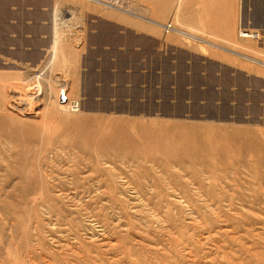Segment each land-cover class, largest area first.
<instances>
[{"label":"rangeland","instance_id":"rangeland-1","mask_svg":"<svg viewBox=\"0 0 264 264\" xmlns=\"http://www.w3.org/2000/svg\"><path fill=\"white\" fill-rule=\"evenodd\" d=\"M55 2L66 40L88 13H120L204 53L212 49L197 42L222 44L264 70V34L243 26L246 0ZM217 8L218 37L185 23L206 12L209 29ZM171 23L197 40L167 34ZM63 67L31 75L0 63V108L14 116L0 121V264H264L263 74L247 75L224 121H166L88 110L78 75ZM25 88L28 102L11 109ZM235 172L237 184H226Z\"/></svg>","mask_w":264,"mask_h":264},{"label":"crops","instance_id":"crops-1","mask_svg":"<svg viewBox=\"0 0 264 264\" xmlns=\"http://www.w3.org/2000/svg\"><path fill=\"white\" fill-rule=\"evenodd\" d=\"M246 1L244 28L264 34V0ZM208 16L196 12L185 23L218 37L221 11L211 14L212 25L204 29ZM58 21L55 0H0V63L20 65L31 75L50 62L60 69L67 65L70 75H78L80 97L90 111L166 121L205 114L224 121L233 92L249 86L247 75H264L247 63H258L255 58L245 56L242 63L222 44L197 42L212 49L204 53L163 35L153 23L120 13H88L86 27L73 28L72 40L64 38ZM79 32L84 38L76 43Z\"/></svg>","mask_w":264,"mask_h":264},{"label":"bare ground","instance_id":"bare-ground-1","mask_svg":"<svg viewBox=\"0 0 264 264\" xmlns=\"http://www.w3.org/2000/svg\"><path fill=\"white\" fill-rule=\"evenodd\" d=\"M126 13V12H125ZM137 18V17H136ZM150 23V22H149ZM155 25V24H154ZM178 33L179 35H182V36H187V34L186 33H184V32H182L180 29H178V30H176L175 31V33ZM192 37V36H191ZM192 39H193V37H192ZM195 39V38H194ZM197 40V39H196ZM210 45V44H209ZM247 59V58H246ZM248 60H250V59H248ZM254 61V60H253ZM263 66V65H262ZM8 79V78H7ZM3 87V86H2ZM19 93V96H14V97H12V95H11V97H12V99L9 101V100H6V101H9L10 102V107L13 105V106H15V104L18 102V103H25V102H28L27 100H26V97H27V89L25 88V90H22V91H20V92H18ZM27 93V94H26ZM15 95V94H14ZM37 95V94H36ZM10 97V98H11ZM14 99V100H13ZM15 101H17V102H15ZM5 103H7L8 104V102H5ZM1 104V103H0ZM6 107V106H5ZM9 107V105H8V108H10ZM5 109V108H4ZM3 108L1 109L0 108V110H4ZM7 109V108H6ZM11 109H12V107H11ZM5 111V112H4ZM2 113L0 112V121L2 120V121H6V122H8V121H11V119H13V117H11V115H10V113H12V112H9V113H7V111H8V109H7V111L6 110H4ZM12 115H14V114H12ZM19 120V119H18ZM19 123V122H18ZM34 123V122H33ZM21 125V124H20ZM31 173V172H30ZM27 174V173H26ZM29 174V173H28ZM232 176H230V174L228 175L227 174V176H226V178H225V180H226V184H229V182L231 181V182H233V183H235V184H237V182H238V178H236L235 176L237 175L236 174V172H235V174H231ZM27 177H29V176H27ZM257 177V176H256ZM31 180V179H30ZM256 180H257V178H256ZM258 181V180H257ZM222 184V183H221ZM230 191V190H229ZM262 193V192H261ZM254 194L255 193H252V199H255L256 197L254 196ZM62 198V197H61ZM232 198H234V195L231 197V199ZM249 198V197H248ZM250 199V198H249ZM238 200L239 201H242V202H245V198H243V199H240V198H238ZM222 201V200H221ZM35 203V202H34ZM225 205V204H224ZM229 209V208H228ZM233 229V228H232ZM243 230V229H242ZM243 232V231H242ZM241 232V233H242ZM213 234V233H212ZM208 236V235H207ZM206 238V237H205ZM218 238V237H217ZM209 239V238H208ZM221 239V238H220ZM223 239V238H222ZM207 240V239H206ZM221 241V240H220ZM159 247V246H158ZM193 252V251H192ZM198 253V252H197ZM196 254V253H195ZM151 257V256H150ZM149 257V258H150ZM151 259V258H150ZM153 259V258H152ZM253 259V258H252ZM11 262V261H10Z\"/></svg>","mask_w":264,"mask_h":264},{"label":"built area","instance_id":"built-area-1","mask_svg":"<svg viewBox=\"0 0 264 264\" xmlns=\"http://www.w3.org/2000/svg\"><path fill=\"white\" fill-rule=\"evenodd\" d=\"M164 29H165L167 34L176 31V29L173 27V23L169 24ZM244 35L249 36L248 38H253V39H257L259 37L257 34L249 35V33H247V32H245ZM60 101H61V104H63V105H67L69 103L68 99L63 94L61 95ZM72 103L73 104L70 107L71 111L72 112H79L81 110V106H82L81 103L79 101H74Z\"/></svg>","mask_w":264,"mask_h":264}]
</instances>
